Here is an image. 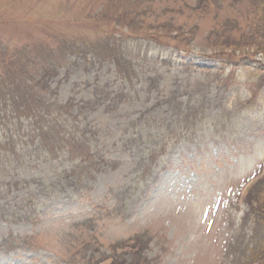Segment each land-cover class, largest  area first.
Listing matches in <instances>:
<instances>
[{
	"label": "rangeland",
	"instance_id": "374dc122",
	"mask_svg": "<svg viewBox=\"0 0 264 264\" xmlns=\"http://www.w3.org/2000/svg\"><path fill=\"white\" fill-rule=\"evenodd\" d=\"M263 220L264 0H0V264H264Z\"/></svg>",
	"mask_w": 264,
	"mask_h": 264
},
{
	"label": "trees",
	"instance_id": "16d2710c",
	"mask_svg": "<svg viewBox=\"0 0 264 264\" xmlns=\"http://www.w3.org/2000/svg\"><path fill=\"white\" fill-rule=\"evenodd\" d=\"M263 4V3H262ZM263 223H264V220H263Z\"/></svg>",
	"mask_w": 264,
	"mask_h": 264
}]
</instances>
